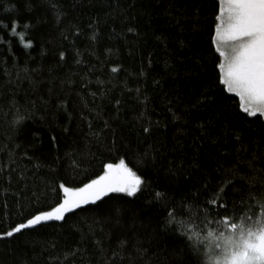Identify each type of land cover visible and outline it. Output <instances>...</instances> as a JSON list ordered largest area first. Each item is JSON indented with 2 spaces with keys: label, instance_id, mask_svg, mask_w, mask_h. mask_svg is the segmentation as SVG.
<instances>
[{
  "label": "trees",
  "instance_id": "obj_1",
  "mask_svg": "<svg viewBox=\"0 0 264 264\" xmlns=\"http://www.w3.org/2000/svg\"><path fill=\"white\" fill-rule=\"evenodd\" d=\"M217 15L218 0H0V231L121 158L145 181L0 237V264H199L181 231L193 207L255 211L264 115L219 79Z\"/></svg>",
  "mask_w": 264,
  "mask_h": 264
},
{
  "label": "snow or ice",
  "instance_id": "obj_2",
  "mask_svg": "<svg viewBox=\"0 0 264 264\" xmlns=\"http://www.w3.org/2000/svg\"><path fill=\"white\" fill-rule=\"evenodd\" d=\"M8 7H14V5ZM28 7L30 8L31 5ZM59 15L60 13H57V19ZM17 23L16 20L12 21L10 33L18 37L23 47L32 46L33 40H25V33L17 31ZM0 25L7 28L2 21ZM24 27L28 28L29 24L25 23ZM213 40L215 51L219 53V57H222L219 63V79L222 80L227 91L238 94V107L245 114L264 115V0H218V15ZM59 55L63 58L65 54L60 52ZM116 67L118 66H114L113 70ZM23 119L24 117L18 114L13 123H20ZM143 130L147 133L149 128L144 127ZM105 169L101 175L77 188H70L61 183L60 187L64 195L59 203L46 211L36 212L7 231H0V237H12L13 234L38 226L41 222L53 219L63 221L66 213L79 209L83 205L95 206L98 201L102 203L103 198H106L109 193L120 192L134 196L145 182L143 177L125 163L123 158L118 164H106ZM218 195L223 198V185ZM165 196L166 193L155 191V197L158 200L163 201ZM211 203L213 206L216 205L215 200ZM223 207L227 208V205ZM201 211L204 218L210 215L208 208H202ZM174 219L175 216L171 215L167 222L170 223ZM181 231H187L184 222H182ZM123 243L121 241V244ZM117 255V252H113V256Z\"/></svg>",
  "mask_w": 264,
  "mask_h": 264
},
{
  "label": "clouds",
  "instance_id": "obj_3",
  "mask_svg": "<svg viewBox=\"0 0 264 264\" xmlns=\"http://www.w3.org/2000/svg\"><path fill=\"white\" fill-rule=\"evenodd\" d=\"M196 212L193 207L184 221V235L199 264H264V196L255 200L254 212L248 210L238 217L201 219Z\"/></svg>",
  "mask_w": 264,
  "mask_h": 264
},
{
  "label": "rangeland",
  "instance_id": "obj_4",
  "mask_svg": "<svg viewBox=\"0 0 264 264\" xmlns=\"http://www.w3.org/2000/svg\"><path fill=\"white\" fill-rule=\"evenodd\" d=\"M118 163H119V162H118ZM118 163H112V164H114V165H115V164H118ZM125 163H126V162H125ZM126 164H127V163H126ZM127 165H128V164H127ZM128 166H129V165H128ZM103 172H104V171H103ZM103 172H102V173H103ZM102 173H101V174H102ZM109 194H110V193H109Z\"/></svg>",
  "mask_w": 264,
  "mask_h": 264
}]
</instances>
